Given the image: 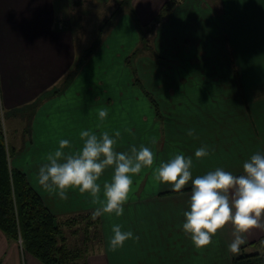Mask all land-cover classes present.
Wrapping results in <instances>:
<instances>
[{"label":"crops","instance_id":"crops-1","mask_svg":"<svg viewBox=\"0 0 264 264\" xmlns=\"http://www.w3.org/2000/svg\"><path fill=\"white\" fill-rule=\"evenodd\" d=\"M164 1L85 0L101 7L112 2L110 7L123 9L100 45H91L88 60L77 67L79 23L74 19L80 17L69 5L63 12L56 0H0V105L4 111L31 109L26 133L13 140L15 153L9 162L25 173L52 213L68 215L100 206L78 188H69L68 198L60 199L38 182L40 164L61 138L70 141L64 151L71 152L82 145V129L110 135L119 130L117 151L143 144L154 153L153 165L132 175L124 213L99 216L100 249L89 252L85 264H232L236 253L229 248L231 221L217 229L210 243L193 245L181 227L190 182L173 189L155 179L154 169L181 152L192 157L193 176L216 167L240 174L244 160L264 151V0L175 4L149 34L151 47L163 58L142 53L136 59L143 85L155 96L152 106L131 81L127 57L140 39L136 19L148 24ZM111 58L112 63H105ZM96 73L102 78L98 82ZM64 75V84L40 100ZM100 108L108 109L103 120ZM201 145L208 146L209 154L197 158L194 152ZM111 176L107 167L98 183L103 186ZM260 219L264 222V213ZM115 223L136 238L113 250L108 240ZM242 235L239 248L251 251L250 243L264 237V228L249 227ZM0 264L44 263L0 230Z\"/></svg>","mask_w":264,"mask_h":264},{"label":"clouds","instance_id":"clouds-1","mask_svg":"<svg viewBox=\"0 0 264 264\" xmlns=\"http://www.w3.org/2000/svg\"><path fill=\"white\" fill-rule=\"evenodd\" d=\"M107 114V108L98 109L101 120ZM193 132V129H188V135H193ZM120 134L119 130L110 135L108 131L97 133L92 129H82L79 132L82 145L71 152L64 151L70 141L61 138L58 146L40 164L38 182L60 199L68 198L69 188L87 192L100 205L94 210L93 217L105 213L121 216L133 183L132 175L145 166H152L154 153L143 144L129 145L127 150L117 151L114 145ZM151 142L155 144L156 138L153 137ZM208 154L207 145H201L194 152L197 158ZM192 164L191 156L178 152L172 158L160 161L154 169L155 179L176 190L190 182L181 227L189 234L195 247L210 243L217 229L231 221L234 238L229 248L238 251L244 242V230L253 226L264 228L260 219L264 213V151H256L244 160L240 174L216 167L193 176ZM107 167L112 168L111 180H105L101 186L98 180ZM111 231L108 245L113 250L122 247L127 239L136 238L131 230H122L119 223L113 224Z\"/></svg>","mask_w":264,"mask_h":264},{"label":"trees","instance_id":"trees-1","mask_svg":"<svg viewBox=\"0 0 264 264\" xmlns=\"http://www.w3.org/2000/svg\"><path fill=\"white\" fill-rule=\"evenodd\" d=\"M179 1L165 0L148 24L140 26L136 19L140 43H150L146 34H150ZM138 49L139 47L134 48L130 55L134 56ZM92 50L93 47L89 46L84 53H79L74 66L80 67ZM127 61L129 62V58ZM134 79L139 80L136 75ZM149 97L153 102L152 97ZM13 110L15 113L22 111L19 108ZM13 110L6 112L11 113ZM14 153V148L5 141L0 118V230L12 240L21 238L22 248L44 264H85L89 253L87 240L90 239L91 227L94 228L95 239L101 241L99 216L93 217L94 210L87 209L57 219L56 214L49 210L39 193L29 183L25 173L10 165L9 159ZM80 224L85 233V244L68 245L62 228L70 229V233L75 235ZM261 241H264V237L252 241L251 251L240 247L232 255V264H264L260 257V251L264 249V243Z\"/></svg>","mask_w":264,"mask_h":264},{"label":"rangeland","instance_id":"rangeland-1","mask_svg":"<svg viewBox=\"0 0 264 264\" xmlns=\"http://www.w3.org/2000/svg\"><path fill=\"white\" fill-rule=\"evenodd\" d=\"M57 3H59L60 5H62V9L58 8L57 10L59 11H66V7L67 5H69V11L73 12V14H77L80 19H74L75 21H78L79 23V27L77 26V30H76V48H77V53L79 51V53H84L86 48L89 46H99L100 43L103 41V38L105 37L107 31L109 30V25H111V22H113L115 19L114 16L120 12V10H122L123 8H116L114 9V7H110V4L105 5L104 7H101L98 5L97 2H95L92 6V2L88 3L85 2V0H79V5H73V3L75 2L74 0H56ZM117 6V5H115ZM66 9H65V8ZM69 20V19H68ZM135 20V19H134ZM139 24L138 25H142L140 23V21H138ZM101 31V32H100ZM146 37H150L149 34H146ZM126 39V36H125ZM129 39V38H128ZM145 44V45H143ZM142 45V46H140ZM96 47V48H97ZM136 47H139V49L134 53V56H128L129 58V66H127V68H129L130 73L132 75V79L131 81H135L134 79V75L137 76V78L139 79L137 82V85L139 87H142L141 89L139 87H137L140 91H142V95L147 99L148 104L152 105L153 102L151 101V98L149 97V95L153 98H155V96L153 94H151V92H149L145 86L142 83V79H140L139 76V72L137 70V66H136V59H138L139 56L142 55V53L148 54L149 56H154V57H159V58H163L160 57V55L158 53L154 52V49L150 46V43H138V45ZM123 46L120 45L119 50H122ZM124 51V50H123ZM153 53V54H152ZM117 57V56H116ZM115 58H111V59H107L105 61V63H112L113 60ZM88 60V59H87ZM125 71V69L123 70ZM71 73V72H70ZM101 76L100 73H96L95 75V81L98 82V80H101ZM65 82V75L63 76V78H61L56 85H54L51 89H47L45 92L42 93L40 100H42L44 97H49L50 95L54 94L51 93L53 92V90H55L58 86H61L62 84H64ZM224 90V89H223ZM153 106V105H152ZM31 108V107H30ZM19 109H23L22 111H20L18 114H22L21 118L20 115H18L15 112L11 113H7L6 111H4L1 108L0 105V118H1V122H2V127H3V131H4V137H5V141L8 143H10V147L12 146L13 140L15 137L22 136L23 137V133H26V129L25 131L23 130V127H25L29 121L26 119L28 115V113L30 112L31 109H29V107L26 109V107H21ZM150 109L152 110V108L150 107ZM26 111V113H25ZM154 111V110H153ZM6 114H5V113ZM145 112H147V110H145ZM15 113V114H13ZM32 114H30L31 116ZM26 135V134H25ZM8 143V145H9ZM70 215V214H69ZM63 216L65 215H56L57 219H61L63 218ZM102 217V215H100V218ZM63 233L67 238V244L72 246V244L75 245H82L85 244L84 243V238H85V233L83 230V226L80 224L78 226V230L76 232L75 235H72L70 233V229L63 227ZM93 230L94 228L91 227L90 230V239L87 240V249L88 251L94 252V251H98L100 249V244L99 241L95 239V237L93 236Z\"/></svg>","mask_w":264,"mask_h":264},{"label":"built area","instance_id":"built-area-1","mask_svg":"<svg viewBox=\"0 0 264 264\" xmlns=\"http://www.w3.org/2000/svg\"><path fill=\"white\" fill-rule=\"evenodd\" d=\"M19 243L21 244V238H18ZM260 257L263 259L264 261V249L260 251Z\"/></svg>","mask_w":264,"mask_h":264}]
</instances>
